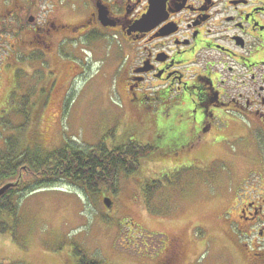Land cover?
<instances>
[{"label": "rangeland", "instance_id": "1", "mask_svg": "<svg viewBox=\"0 0 264 264\" xmlns=\"http://www.w3.org/2000/svg\"><path fill=\"white\" fill-rule=\"evenodd\" d=\"M67 5L65 18L85 12L78 7L70 12ZM8 31L0 27L1 102L16 69L17 97L28 89L39 98L42 80L48 84L51 78L54 85L40 120H31L22 134L25 144L42 138L43 148L52 151L70 142L89 148L106 140L108 147L138 143L152 151L149 147L139 169L119 175L116 194L91 193L68 182L24 193L17 199V217L3 215L12 225L18 222L0 232V264H74L77 255L95 264H137L124 248L133 238L150 241L149 254L158 252L162 261L175 235L182 240L176 264H252L238 226L247 223L244 203L264 206L262 111L236 104L218 108L208 129L190 119L201 112L187 97L154 113L152 99L125 93L122 74L133 50L119 37L99 29L79 43L63 41L59 57L45 65L33 61L31 69V58L19 57L21 66L6 58L13 42ZM21 117L0 124V148L11 125L24 123Z\"/></svg>", "mask_w": 264, "mask_h": 264}, {"label": "flooded vegetation", "instance_id": "2", "mask_svg": "<svg viewBox=\"0 0 264 264\" xmlns=\"http://www.w3.org/2000/svg\"><path fill=\"white\" fill-rule=\"evenodd\" d=\"M68 2L0 0V27L10 30L6 37L13 41L6 58L17 62L16 56H36L29 62L33 69V61L45 65L59 57L63 41L79 43L102 29L133 50L122 74L124 90L134 100L152 99V112L167 111L187 97L201 112L190 119L205 124V129L216 109L232 104L264 113V0H166L165 13L152 19L151 27L140 24L150 0ZM65 3L70 12L76 7L85 12L65 18ZM11 89L2 106L9 103ZM241 212L247 221L238 226L241 244L253 253L250 263L264 264V206L244 203ZM181 246L178 235L170 237L162 264H176Z\"/></svg>", "mask_w": 264, "mask_h": 264}, {"label": "trees", "instance_id": "3", "mask_svg": "<svg viewBox=\"0 0 264 264\" xmlns=\"http://www.w3.org/2000/svg\"><path fill=\"white\" fill-rule=\"evenodd\" d=\"M36 58V56L31 57V59ZM17 62L21 66V59ZM18 71H13V82L10 83L12 89L9 91L11 97L9 103L4 105L9 107L17 103V106L8 111L0 104V124L11 116L18 117L21 114L24 122L15 124L16 126L11 125V136L7 139L3 135L4 147L0 148V188L8 183L19 182L17 187L10 188L0 197V232H8L15 228L18 220L15 219V223L12 225L3 219V215L8 214L16 218L17 199L27 192L68 182L87 192H100L103 189L116 194L119 175L139 169L141 159L148 156L147 152L151 147L138 143L108 147L105 143L106 140H103L89 148L80 147L78 144L75 146L73 142H70L49 151L43 148L42 143L38 141H42V138L35 137L32 138L34 146H29L31 143L25 144L22 134L26 133V128L31 120L33 122L40 120L43 108L52 93L47 90V86L51 85L52 81L51 78L48 84L41 81L44 87L40 90V99L36 97L37 91L32 94L28 89L17 97L16 94H19L17 92ZM7 95L2 97L3 101L8 99ZM32 98L33 101L30 102ZM36 137L38 136L36 135ZM150 191L152 192V189ZM77 264H95V262L84 255H81L79 259L77 255Z\"/></svg>", "mask_w": 264, "mask_h": 264}, {"label": "water", "instance_id": "4", "mask_svg": "<svg viewBox=\"0 0 264 264\" xmlns=\"http://www.w3.org/2000/svg\"><path fill=\"white\" fill-rule=\"evenodd\" d=\"M165 3L166 0H150V8L148 12L143 16L142 20L140 21L141 25H149V27L152 26V19L156 18V20L159 18L160 15L165 13ZM103 15V12H102ZM19 185V182L17 183H8L0 188V197L7 192L10 188L16 187ZM105 204L109 207L112 205V201L107 198L105 200Z\"/></svg>", "mask_w": 264, "mask_h": 264}, {"label": "crops", "instance_id": "5", "mask_svg": "<svg viewBox=\"0 0 264 264\" xmlns=\"http://www.w3.org/2000/svg\"><path fill=\"white\" fill-rule=\"evenodd\" d=\"M126 252L128 253V251H126ZM135 260H138L136 262L137 264H161L158 252H156L154 254L135 255ZM74 264H77V259H75Z\"/></svg>", "mask_w": 264, "mask_h": 264}]
</instances>
